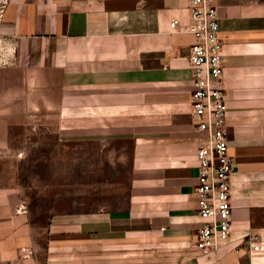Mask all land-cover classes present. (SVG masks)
I'll use <instances>...</instances> for the list:
<instances>
[{
    "label": "crops",
    "instance_id": "crops-1",
    "mask_svg": "<svg viewBox=\"0 0 264 264\" xmlns=\"http://www.w3.org/2000/svg\"><path fill=\"white\" fill-rule=\"evenodd\" d=\"M216 7L233 229L203 256L188 0L10 1L0 30V264H264V0ZM53 140L129 156L122 205L37 221L19 173Z\"/></svg>",
    "mask_w": 264,
    "mask_h": 264
},
{
    "label": "built area",
    "instance_id": "built-area-1",
    "mask_svg": "<svg viewBox=\"0 0 264 264\" xmlns=\"http://www.w3.org/2000/svg\"><path fill=\"white\" fill-rule=\"evenodd\" d=\"M11 0H0V30ZM217 0H188L189 31L195 36L189 62L192 69L191 106L197 133L199 168L195 195L200 228L195 247L207 256L232 235L231 177L234 160L229 154L225 64ZM179 20L171 28L179 26ZM255 251L260 250L257 245ZM9 264H17L9 262Z\"/></svg>",
    "mask_w": 264,
    "mask_h": 264
},
{
    "label": "rangeland",
    "instance_id": "rangeland-1",
    "mask_svg": "<svg viewBox=\"0 0 264 264\" xmlns=\"http://www.w3.org/2000/svg\"><path fill=\"white\" fill-rule=\"evenodd\" d=\"M24 158L20 192L37 221L55 212L116 208L128 194L129 156L94 155L92 147H61L53 140Z\"/></svg>",
    "mask_w": 264,
    "mask_h": 264
}]
</instances>
